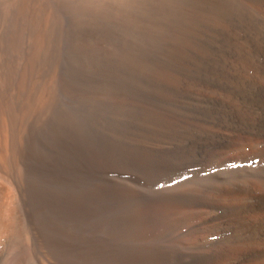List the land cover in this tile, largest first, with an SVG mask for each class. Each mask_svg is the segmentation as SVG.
I'll use <instances>...</instances> for the list:
<instances>
[{"label": "bare ground", "instance_id": "6f19581e", "mask_svg": "<svg viewBox=\"0 0 264 264\" xmlns=\"http://www.w3.org/2000/svg\"><path fill=\"white\" fill-rule=\"evenodd\" d=\"M115 62L132 63L166 116L128 143L124 171L245 167L151 194L116 182L126 244L112 258L264 264V0H0V264H103L85 94L88 74Z\"/></svg>", "mask_w": 264, "mask_h": 264}, {"label": "rangeland", "instance_id": "374dc122", "mask_svg": "<svg viewBox=\"0 0 264 264\" xmlns=\"http://www.w3.org/2000/svg\"><path fill=\"white\" fill-rule=\"evenodd\" d=\"M127 66L130 68L132 63L115 62L114 70L110 75L106 70V64L101 63L98 72L89 73L86 81L87 123L90 127L97 124L101 146L100 183L103 190L101 216L103 264H121V260L112 258V251L115 249L121 250L123 244H126L124 242L125 235L119 234L114 222L115 206L113 201L115 200L113 195L116 182L135 185L140 192L151 194L159 190L170 189L188 179L190 180L194 176L204 179V177L207 178L213 175H225V173L231 171L236 172L245 167L243 161L235 163V167H225L230 162H223V157L209 164L207 163L206 167L199 171L194 167L180 174L171 172L166 176L156 178L149 175L143 178L124 171L118 163V157H125L126 153L133 152L128 143L135 140L137 136H150L151 133L148 134V131L163 130L166 118L163 104L159 100L153 101L151 99L143 79L138 78L139 82H137L138 80L134 79L135 74H133V71L127 73L124 71L123 68ZM145 113L146 117H144ZM142 123L143 125H140ZM110 145L114 146V157H117V159L109 155ZM230 156H233V154H230ZM214 169L215 171H213ZM159 179L162 183H160L161 181L157 182ZM161 184L163 188L160 186Z\"/></svg>", "mask_w": 264, "mask_h": 264}, {"label": "snow or ice", "instance_id": "6c2138e0", "mask_svg": "<svg viewBox=\"0 0 264 264\" xmlns=\"http://www.w3.org/2000/svg\"><path fill=\"white\" fill-rule=\"evenodd\" d=\"M235 163H238V162H230L229 164H226L225 167H233L235 165ZM253 163H254L253 161L248 162L249 165H251ZM213 171H215V169ZM160 186L163 187V185H160Z\"/></svg>", "mask_w": 264, "mask_h": 264}]
</instances>
